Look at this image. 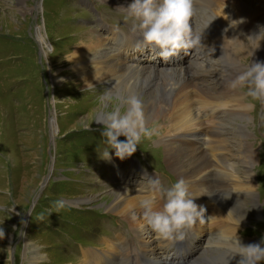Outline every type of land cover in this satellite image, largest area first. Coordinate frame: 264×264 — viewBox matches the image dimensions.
Returning <instances> with one entry per match:
<instances>
[{
    "label": "rangeland",
    "instance_id": "rangeland-1",
    "mask_svg": "<svg viewBox=\"0 0 264 264\" xmlns=\"http://www.w3.org/2000/svg\"><path fill=\"white\" fill-rule=\"evenodd\" d=\"M15 5L13 0H0V228L5 232L0 240V264H30L33 249L37 264L80 262L85 251L102 250L105 239H114L119 234L138 243L140 238L135 236L130 221L104 207L103 203L110 200L104 198L105 193L111 187H125L119 176L125 174L124 169L128 180L131 176L138 182L132 181L129 184L132 188L139 182L152 187L148 172L153 170L159 173L163 189L170 188L179 177L165 164L154 135L150 139L142 138L137 151L125 158L135 160L141 170L115 156V150L110 149L101 134L103 124L97 122L99 114L109 105L105 97L114 96L107 89L75 83L67 49L68 39L73 45L79 35L95 34L112 40L109 31L113 27L105 29L106 23L128 32L126 39L139 42V47L147 49L150 45H145L140 34L132 31L133 21L126 11L102 0H25L23 11ZM39 27L46 39V52L37 36ZM191 55L192 51L184 59H191ZM134 59L153 63L144 51H139ZM245 61H251V57ZM240 91L252 105L251 112L244 121L226 119L221 130L227 134L230 131L244 146L239 137L242 124L251 141L244 142V147L258 148L255 150L258 160L253 168L258 187L254 199L261 206L260 213L252 216L250 225L241 224L239 234L256 236L261 241L264 238V167L260 165L261 157L264 162V103L248 97L246 87H240ZM208 122L204 113L203 126L214 128ZM165 123L157 122L166 128ZM119 140L125 141L126 137ZM105 150H111L110 159L103 158ZM211 169L215 174L212 166ZM141 171L147 172L138 178ZM86 199L92 201H83ZM158 199L156 208L162 209L164 200L159 196ZM57 201H62L63 207H57ZM190 236L188 229L183 246L175 244L176 240H158L161 244L156 247L161 258L166 260L164 257L171 254L172 260L183 261L179 264H199V249H208L210 242L219 237L211 233L203 244L201 239L206 238L203 229L201 239L195 240L193 254L191 242L187 245ZM209 250L216 249L212 245ZM120 253L125 255L126 247ZM133 257H125L119 264H149L144 254Z\"/></svg>",
    "mask_w": 264,
    "mask_h": 264
},
{
    "label": "bare ground",
    "instance_id": "bare-ground-1",
    "mask_svg": "<svg viewBox=\"0 0 264 264\" xmlns=\"http://www.w3.org/2000/svg\"><path fill=\"white\" fill-rule=\"evenodd\" d=\"M13 1L19 11L24 10L25 0ZM220 1L194 0L191 24L194 33H202V47L191 49V59L185 60L182 56L176 62L173 58L164 61L157 55L159 48L150 46L154 47L153 50L143 49L138 46L139 42L126 39L129 38L127 34L114 27L109 31L112 40L98 38L95 34L79 35L74 39L77 43L73 45L68 39L70 47L67 49L75 83L107 89L114 96L99 114L100 120L105 112L115 107H119L121 113L126 111L127 106L120 101L128 96L136 95L141 99L146 124L155 130L153 135L160 144L165 164L186 182L194 203L205 210L202 219H197L190 229L187 244L191 242L190 252H196L195 240L201 239L203 229L206 234V238L201 239L203 244L211 233L219 236L210 242L208 249H199V264H238L240 257L235 256L233 245L236 237L243 245L261 242L256 236L239 234L241 224L250 225L253 223L252 216L260 213L261 206L254 199L258 187L253 168L254 161L258 160L255 158L258 148L244 147V142L251 141L250 133L242 124L239 137L244 146L230 131L227 134L221 129L226 126V119L234 121L239 118L244 121L251 112L240 87L233 88L231 84L248 65L257 62L264 64V3L258 0ZM102 2L126 11L124 9L134 0ZM37 29L41 47L46 52V39L40 27ZM139 51L152 57L153 63H141L134 59ZM206 54L209 56L203 58ZM250 57L251 61H245ZM117 97L120 99L117 100ZM222 111L224 114L220 115ZM204 113L209 120L208 125L214 128L203 126ZM162 120L166 121V128L157 124ZM51 124L54 126L53 121ZM210 156L222 158L212 160ZM260 165L264 167L262 157ZM123 171L125 174L119 176L125 187H111L104 196L110 198L109 203L103 205L108 212L130 221L131 228L136 231L135 236L140 238L138 243L119 234L114 239H105L102 250L89 249L84 252L80 262L69 264H119L125 257L140 254L145 255L149 264H167L156 247L161 243L146 226L139 206L141 200L156 196L154 209L161 210L156 208L158 195L144 182L130 187L132 181L138 182L132 180L131 176L128 180L126 169ZM131 173L134 174L132 170ZM151 178L156 179L152 174ZM212 245L216 250H209ZM124 247L127 253L121 255ZM35 253L33 249L30 264H37Z\"/></svg>",
    "mask_w": 264,
    "mask_h": 264
},
{
    "label": "clouds",
    "instance_id": "clouds-1",
    "mask_svg": "<svg viewBox=\"0 0 264 264\" xmlns=\"http://www.w3.org/2000/svg\"><path fill=\"white\" fill-rule=\"evenodd\" d=\"M194 0H134L126 10L132 19V31L138 32L145 45L160 49L157 54L164 61L177 56L181 50L202 47L201 34L194 33L191 24ZM123 9V8H122ZM231 86L246 87V95L252 100L264 102V64L254 63L247 66L232 82ZM117 100L120 98L117 97ZM112 97H105L110 102ZM126 111L121 113L119 107L104 113L102 135L115 156L123 160L131 157L142 138H151L155 130L146 124L143 104L136 95H130L120 101ZM247 107L251 108L249 104ZM126 137L125 141L119 137ZM110 150V151H111ZM109 150L103 153L104 159H110ZM153 191L164 200L161 210H155L156 196L140 201L142 217L146 226L157 240H184L186 230L191 229L197 219H202L204 209L194 203L183 179L177 180L170 188L163 189L159 179L152 182ZM57 207H63L57 201ZM135 219V216H133ZM5 237L0 228V240ZM264 238L260 243L241 244L239 238L233 241L235 256L239 255L238 264H260L264 261Z\"/></svg>",
    "mask_w": 264,
    "mask_h": 264
}]
</instances>
